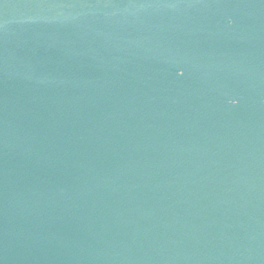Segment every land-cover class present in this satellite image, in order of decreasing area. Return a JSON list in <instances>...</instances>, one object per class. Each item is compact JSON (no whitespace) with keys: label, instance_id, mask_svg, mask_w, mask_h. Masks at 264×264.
<instances>
[{"label":"water","instance_id":"1","mask_svg":"<svg viewBox=\"0 0 264 264\" xmlns=\"http://www.w3.org/2000/svg\"><path fill=\"white\" fill-rule=\"evenodd\" d=\"M0 264H264V0H0Z\"/></svg>","mask_w":264,"mask_h":264}]
</instances>
